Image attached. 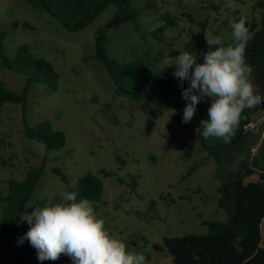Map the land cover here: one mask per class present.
Masks as SVG:
<instances>
[{
  "label": "rangeland",
  "instance_id": "obj_1",
  "mask_svg": "<svg viewBox=\"0 0 264 264\" xmlns=\"http://www.w3.org/2000/svg\"><path fill=\"white\" fill-rule=\"evenodd\" d=\"M257 1L128 0L140 10L136 22L143 35H139L133 22L114 25L118 8L113 4L85 28L70 30L25 0H0L6 56L13 59L18 47L27 44L29 56L46 60L57 74L56 88L35 80L27 83L24 75L3 68L0 61V80L23 97L19 104L0 107V197L6 195L9 179L21 180L29 167H41L23 207V218L24 213L39 208L43 198L47 205L60 203L62 193L73 187L78 177L98 174L103 184L102 202H90L107 232L124 242L129 251L144 254L147 264H173L168 252L157 251L153 245L161 244L164 237L204 234L208 229L202 220L226 217L217 206L216 165L202 150L197 128L192 122L182 123V112L175 106L116 92L95 55V37L99 28L105 27L102 47L107 60L142 57L173 74L175 66L167 67L165 61L187 52L189 40L195 44L188 52L197 55L199 63L209 50L205 37H217L224 46L231 44V23L240 16L258 20L264 11ZM165 14L176 24L167 25ZM16 21L19 25L14 27ZM22 22L33 29L23 28ZM162 25L165 29L156 33L159 40L151 31ZM202 103L207 112L211 101L206 98ZM262 109L254 110L256 131H264ZM45 120L64 132L66 143L61 149L46 151L42 143L25 137L26 127ZM227 149L224 167L235 168L234 147ZM53 167L67 175L66 182ZM191 167L194 169L188 173ZM101 170L109 176H102ZM132 176L137 182L134 189L130 187ZM2 206L0 200V264H19V257L20 264H71L64 254L58 262H40L26 240L18 245V237L26 231L14 221L4 228Z\"/></svg>",
  "mask_w": 264,
  "mask_h": 264
},
{
  "label": "trees",
  "instance_id": "obj_2",
  "mask_svg": "<svg viewBox=\"0 0 264 264\" xmlns=\"http://www.w3.org/2000/svg\"><path fill=\"white\" fill-rule=\"evenodd\" d=\"M34 8L48 12L63 27L70 30H81L91 23L106 6L113 4L118 9L115 17L118 21L133 22L139 35H143L136 20L140 13L138 8L130 6L128 0H25ZM257 6L263 10L264 0H258ZM216 8V7H215ZM167 25H175L173 17L165 14ZM246 20L249 29V42L245 49V59L252 68L249 79L252 82L258 76L264 64V11H260L258 20H248L246 16L237 17ZM19 22H14L17 27ZM23 28L33 29L27 22H22ZM166 25L151 31L156 38L162 40L156 33L163 31ZM6 33L0 31V61L3 68L25 76L27 83L35 80L52 88L57 87V74L49 62L43 59H32L29 56V45L18 47L16 56L9 59L5 54L4 40ZM97 43L100 55L95 53L97 59L108 69L117 84L124 90L115 87L119 94L131 98H145L165 102L175 106L183 113L185 101L181 96L178 80L172 73L165 69L155 68L147 59L136 57L129 60H107L102 44L106 41L105 27L99 28ZM194 37L199 38L195 33ZM233 43V42H232ZM195 42L189 40L186 51H190ZM163 54L159 52V59ZM158 59V60H159ZM188 82H184V87ZM22 95L9 89L4 81L0 80V107L5 103L19 104ZM263 109L264 110V103ZM258 106L247 109L241 114L239 125L234 134L225 142L223 139L208 137L203 138L200 133L203 128L202 121L208 119L203 103L197 105V112L191 122L197 128V137L201 148L207 157H212L216 165L213 176L218 179L216 188L217 206L225 214L224 220H202L207 226L204 234L188 233L181 236L164 237L161 244H154L157 251L165 250L171 257L173 264H264V248L261 244L260 224L264 219V158L262 155V129L242 131V125L252 121L254 110ZM25 137L42 143L46 151L61 149L66 143L64 132L54 129L48 120L38 123L33 128H25ZM235 152V168L224 167L223 154L227 148ZM256 148V152L253 151ZM119 159V157H117ZM120 162L124 165V161ZM194 167L188 169L190 173ZM41 167H29L21 180L9 179L7 193L0 197L3 210L2 224L7 227L9 221L16 222L21 229L27 231L29 224L21 222L23 207L31 194ZM52 171L66 182L67 175L59 168L53 167ZM102 176H109V172L101 170ZM255 175V177H253ZM124 183L123 179H117ZM137 185L136 177H131L130 187ZM68 191H76L79 198H86L91 202H102L103 184L98 174L86 173L76 179L73 187ZM47 205V199L39 202V208ZM21 218V219H20ZM63 254L56 261L62 259ZM20 264V257L17 260Z\"/></svg>",
  "mask_w": 264,
  "mask_h": 264
},
{
  "label": "clouds",
  "instance_id": "obj_3",
  "mask_svg": "<svg viewBox=\"0 0 264 264\" xmlns=\"http://www.w3.org/2000/svg\"><path fill=\"white\" fill-rule=\"evenodd\" d=\"M230 26L233 43L228 46L217 37H205L209 50L202 54V63L189 52L165 61L167 67L175 66L173 76L186 102L182 123H190L197 105L207 98L211 101L208 119L201 122L200 135L225 142L234 134L241 114L264 103V89L249 79L252 68L245 59L250 38L246 20L241 18ZM21 222L30 227L17 243L23 245L26 240L40 262L56 261L64 254L71 264H147L144 254L129 251L124 242L107 232L92 203L78 199L76 191H64L60 203L24 213Z\"/></svg>",
  "mask_w": 264,
  "mask_h": 264
},
{
  "label": "water",
  "instance_id": "obj_4",
  "mask_svg": "<svg viewBox=\"0 0 264 264\" xmlns=\"http://www.w3.org/2000/svg\"><path fill=\"white\" fill-rule=\"evenodd\" d=\"M116 21V20H115ZM95 46H96V50H97V53L99 54L100 51H99V47H98V43H97V35L95 37ZM100 55V54H99ZM106 71L107 73L108 72V69L106 68ZM111 78V80L113 81V83L115 84V86L118 88V89H121L122 91H124L118 84L117 82L115 81V79L110 75L108 74ZM254 83L255 84H259L261 85L262 89H264V64L262 65L261 69H260V72L258 74V76L256 77V79L254 80ZM259 108H263V104H260L258 105ZM250 110L247 109L246 113H248ZM262 155H263V158H264V137L262 139Z\"/></svg>",
  "mask_w": 264,
  "mask_h": 264
},
{
  "label": "built area",
  "instance_id": "obj_5",
  "mask_svg": "<svg viewBox=\"0 0 264 264\" xmlns=\"http://www.w3.org/2000/svg\"><path fill=\"white\" fill-rule=\"evenodd\" d=\"M256 127H257V121L252 120L242 125V131L246 132V131L255 129ZM263 137H264V134H263Z\"/></svg>",
  "mask_w": 264,
  "mask_h": 264
},
{
  "label": "crops",
  "instance_id": "obj_6",
  "mask_svg": "<svg viewBox=\"0 0 264 264\" xmlns=\"http://www.w3.org/2000/svg\"><path fill=\"white\" fill-rule=\"evenodd\" d=\"M264 131H262L261 136L263 137ZM260 229H261V246L264 248V219L262 220L260 224Z\"/></svg>",
  "mask_w": 264,
  "mask_h": 264
}]
</instances>
